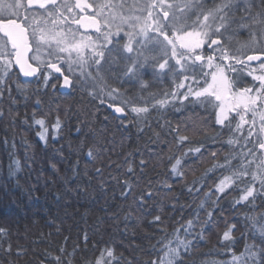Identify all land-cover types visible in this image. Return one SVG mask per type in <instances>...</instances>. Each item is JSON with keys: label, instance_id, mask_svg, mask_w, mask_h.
I'll return each mask as SVG.
<instances>
[{"label": "snow or ice", "instance_id": "6c2138e0", "mask_svg": "<svg viewBox=\"0 0 264 264\" xmlns=\"http://www.w3.org/2000/svg\"><path fill=\"white\" fill-rule=\"evenodd\" d=\"M241 32L246 33V39H240ZM146 73H150V79H145ZM248 78L251 82L244 84ZM61 79L60 88H81L101 104H107L121 123L127 121L129 111L137 123H147L150 110L179 104L176 111H180L187 103L206 111L211 108L215 125L228 133L223 141L228 150L222 160L218 159V152H212L211 166L187 186L190 194L199 196L210 176L219 173L196 205L193 218L173 228L172 233L166 226L158 227L161 235L150 249L156 257L143 264H185L187 257H195L205 241L204 233L214 225L216 206L233 192L237 193L232 199L233 210L246 209L245 232L240 236L245 240L243 248L235 250L237 223L225 220L215 255L227 258L199 262L194 258L192 264H264V0H0V100L7 98L10 105H16L13 86L18 95L27 99L31 81L42 82L47 88L52 80ZM165 79L170 81L169 89L148 91L152 84H162ZM125 85L138 86V94L129 96ZM51 86L57 88L56 84ZM145 92L146 96L139 94ZM36 103H40L39 99ZM16 115L10 107L8 117L13 122ZM36 115L34 110L32 123L39 129V141L47 146L58 140L64 126L59 113L54 119H49L50 114L39 118ZM4 116L0 108V118ZM165 126L174 134L178 150L192 144L194 135L207 133L203 126H193V136L181 134V127L172 128L168 121ZM187 130L185 126L183 131ZM76 132L81 129L77 127ZM221 132L210 139L215 142ZM155 135L159 139V133ZM4 144L8 145V141ZM25 145L31 147L27 141ZM85 146L81 141L76 148L69 145V150L79 153ZM11 147L15 149V142ZM204 148L201 142L199 147H189L179 156H169L170 174L183 180L188 159L202 157ZM56 151L64 158L62 147ZM100 154L101 149L87 145L83 175L89 181L104 175L103 166L94 167V176L89 175L88 164H94ZM9 159V173L14 175L21 169V161L14 152L9 153ZM79 164L77 156L71 165L75 177L80 176ZM146 164L144 159L139 161L141 171ZM125 165L123 175L135 174L131 160L125 158ZM50 166L58 171L56 163L50 161ZM109 178L122 185L121 197H133L130 208H144L149 199L160 196L152 189L151 181L135 196L138 176L136 181H121L111 175ZM164 183L171 190L172 185ZM99 184L105 187V179L101 178ZM209 202L213 211H208L207 219L201 222L200 212ZM130 215L131 212L126 214L125 219ZM150 223L161 225L162 217L155 215ZM8 236V229L0 227V254L9 258V264H18L12 258L28 255V249L14 248ZM89 239L85 232V250ZM79 251L80 244L71 251L66 244L55 251L46 248L36 264H76ZM81 262L133 264L132 259H125L108 243L99 249L94 261L81 258Z\"/></svg>", "mask_w": 264, "mask_h": 264}, {"label": "trees", "instance_id": "16d2710c", "mask_svg": "<svg viewBox=\"0 0 264 264\" xmlns=\"http://www.w3.org/2000/svg\"><path fill=\"white\" fill-rule=\"evenodd\" d=\"M240 39H246V33L241 32ZM145 79H150V73L145 74ZM61 82L62 80H52L44 88L42 82L33 80L27 89V99L18 95L13 86L17 104L10 105L7 98L0 100V108L5 112V116L0 118V227L8 229V239L14 248L21 246L28 249V255L14 256L12 259L17 260L18 264H36L38 258H43V250L46 248L55 251L66 244L71 251L75 244H80L76 264H82L81 258L94 261L99 255V249L108 243L114 245L118 253L122 252L125 259H132L133 264H143L145 260L156 257V253L150 249L161 235L157 231L158 227L166 226L168 232L172 233L173 228L193 218L196 205L212 187L219 173L210 176L199 196L190 194L187 186L192 181L199 180L211 166L212 152H218V159L222 160L223 154L228 150L223 144L228 133L221 132L220 127L215 125L211 108L206 111L201 106L187 103L180 111H176L179 104L150 110L147 123H137L134 114L129 111L127 121L121 123L107 104H101L79 87L63 91L59 87ZM250 82L248 78L244 84ZM52 84L57 85L55 90ZM170 87V81L165 79L162 84H152L148 91L163 92ZM125 88L129 89V96L138 94V86L129 88L125 85ZM139 94L146 96L147 92ZM37 99L39 104L36 103ZM10 107L17 114L14 122L8 117ZM34 110L36 118L50 114L49 119H54L59 113L64 126L58 140L51 141L47 146L39 141L36 136L39 129L32 123ZM165 121L172 128L179 125L181 134L193 136V126H203L207 133L194 135L192 144H186L178 150L174 134L169 133ZM185 126L188 128L187 132L183 131ZM77 127L81 132H76ZM141 127L144 129L142 132L139 131ZM218 132L221 135L214 142L210 137L216 136ZM155 133H159V139ZM5 140L8 145L4 144ZM25 141L31 145L30 148H26ZM81 141L86 144L83 151L77 153L69 150V145L76 148ZM13 142L15 149L11 147ZM201 142L205 145L203 156L188 159L183 180L173 177L169 171L168 157L179 156L189 147H199ZM87 145L101 149L95 163L88 164L89 175L94 176V167H104L103 177L94 176L91 181L83 175L87 163L84 155ZM61 147L64 158L56 151ZM10 152H14L15 157L21 161V169L14 175L9 173ZM77 156L80 158L79 177L73 176L71 167ZM125 158L133 162L135 174L123 175ZM141 159L147 161L143 171L139 165ZM50 161L57 164L58 171L50 166ZM109 161L113 163L110 165ZM116 165H121V168L118 169ZM110 175L121 181L126 178L136 181L138 176L139 181L135 183L137 197L149 187L151 181L152 189L159 192L160 196L149 199L144 208H130L133 197L130 196L127 200L121 197L122 185L111 180ZM101 178L106 181L103 188L99 184ZM164 182L172 185L171 190L165 187ZM196 187H200V184ZM236 195L233 192L220 200L213 213L214 225L204 233L205 241L201 243L195 257H187L185 264H192L194 258L198 262L227 258L215 255L216 249L220 247L218 239L224 230L225 220L237 223L238 231L234 233L237 237L235 250L239 252L243 248L245 240L240 239V236L245 232L243 213L246 209L233 210L232 199ZM213 207L209 202L206 209L200 212L201 222L207 219V212L213 211ZM129 212L131 215L125 219ZM155 215L162 217L161 225L150 223ZM85 232L90 238L86 250L82 241ZM65 237H68L67 242ZM93 243L96 244L95 248ZM209 252L213 254L202 255ZM0 261L9 264V258L3 254H0Z\"/></svg>", "mask_w": 264, "mask_h": 264}, {"label": "rangeland", "instance_id": "374dc122", "mask_svg": "<svg viewBox=\"0 0 264 264\" xmlns=\"http://www.w3.org/2000/svg\"><path fill=\"white\" fill-rule=\"evenodd\" d=\"M133 2V0H128V3H132ZM62 80V79H61Z\"/></svg>", "mask_w": 264, "mask_h": 264}, {"label": "water", "instance_id": "95a60500", "mask_svg": "<svg viewBox=\"0 0 264 264\" xmlns=\"http://www.w3.org/2000/svg\"><path fill=\"white\" fill-rule=\"evenodd\" d=\"M64 91H68L69 89H63Z\"/></svg>", "mask_w": 264, "mask_h": 264}]
</instances>
